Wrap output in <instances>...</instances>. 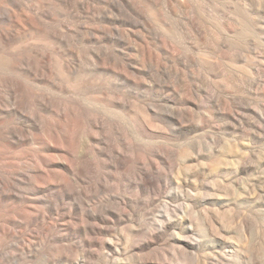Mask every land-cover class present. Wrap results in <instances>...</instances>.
I'll use <instances>...</instances> for the list:
<instances>
[{"label": "rangeland", "instance_id": "rangeland-1", "mask_svg": "<svg viewBox=\"0 0 264 264\" xmlns=\"http://www.w3.org/2000/svg\"><path fill=\"white\" fill-rule=\"evenodd\" d=\"M0 264H264V0H0Z\"/></svg>", "mask_w": 264, "mask_h": 264}]
</instances>
